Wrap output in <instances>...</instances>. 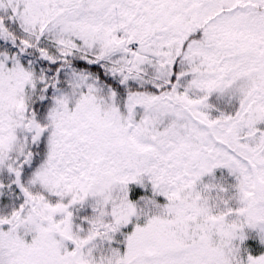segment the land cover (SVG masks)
Wrapping results in <instances>:
<instances>
[{
	"label": "snow or ice",
	"instance_id": "1",
	"mask_svg": "<svg viewBox=\"0 0 264 264\" xmlns=\"http://www.w3.org/2000/svg\"><path fill=\"white\" fill-rule=\"evenodd\" d=\"M0 264H264V0H0Z\"/></svg>",
	"mask_w": 264,
	"mask_h": 264
}]
</instances>
